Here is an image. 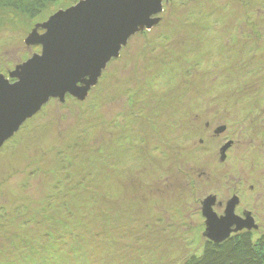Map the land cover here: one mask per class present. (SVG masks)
Returning <instances> with one entry per match:
<instances>
[{
    "label": "rangeland",
    "instance_id": "obj_1",
    "mask_svg": "<svg viewBox=\"0 0 264 264\" xmlns=\"http://www.w3.org/2000/svg\"><path fill=\"white\" fill-rule=\"evenodd\" d=\"M81 1L4 0L0 74L15 83L42 54L27 38ZM163 9L85 101L51 99L0 149V264H185L209 197L219 216L239 197L264 236V0Z\"/></svg>",
    "mask_w": 264,
    "mask_h": 264
},
{
    "label": "water",
    "instance_id": "obj_2",
    "mask_svg": "<svg viewBox=\"0 0 264 264\" xmlns=\"http://www.w3.org/2000/svg\"><path fill=\"white\" fill-rule=\"evenodd\" d=\"M165 1L82 0L44 23V34L34 30L26 45L40 46L42 54L10 73L15 83L0 74V149L51 99L64 102L70 95L85 101L131 37L160 23ZM225 130L221 127L216 134ZM232 144L222 148L223 162ZM216 202L217 197H209L203 203L204 235L210 242L221 244L233 234L258 229L251 212L236 214L239 197L228 202L223 216L214 211Z\"/></svg>",
    "mask_w": 264,
    "mask_h": 264
},
{
    "label": "trees",
    "instance_id": "obj_3",
    "mask_svg": "<svg viewBox=\"0 0 264 264\" xmlns=\"http://www.w3.org/2000/svg\"><path fill=\"white\" fill-rule=\"evenodd\" d=\"M3 2L0 0V4ZM12 3L17 9L16 0H8L5 7ZM41 6L42 3L34 4L32 0L27 7L29 14L35 15ZM185 264H264V236L255 239L253 232L242 231L221 244L207 242L203 254L189 259Z\"/></svg>",
    "mask_w": 264,
    "mask_h": 264
},
{
    "label": "flooded vegetation",
    "instance_id": "obj_4",
    "mask_svg": "<svg viewBox=\"0 0 264 264\" xmlns=\"http://www.w3.org/2000/svg\"><path fill=\"white\" fill-rule=\"evenodd\" d=\"M220 206H222V203H218ZM217 205V202H216V204H215V206ZM214 206V207H215ZM248 213V211L247 212H245L244 214H243V216L242 217H244L245 216V214H247ZM252 216H253V214H252ZM253 218H254V220H255V217L253 216ZM255 223H256V220H255ZM257 224V223H256ZM258 225V224H257ZM258 229H259V225H258ZM257 229V230H258ZM254 230H256V229H253V230H251V231H249V230H244V231H247V232H253Z\"/></svg>",
    "mask_w": 264,
    "mask_h": 264
},
{
    "label": "clouds",
    "instance_id": "obj_5",
    "mask_svg": "<svg viewBox=\"0 0 264 264\" xmlns=\"http://www.w3.org/2000/svg\"><path fill=\"white\" fill-rule=\"evenodd\" d=\"M209 241V240H208ZM210 242V241H209Z\"/></svg>",
    "mask_w": 264,
    "mask_h": 264
},
{
    "label": "bare ground",
    "instance_id": "obj_6",
    "mask_svg": "<svg viewBox=\"0 0 264 264\" xmlns=\"http://www.w3.org/2000/svg\"><path fill=\"white\" fill-rule=\"evenodd\" d=\"M207 227V226H206Z\"/></svg>",
    "mask_w": 264,
    "mask_h": 264
}]
</instances>
